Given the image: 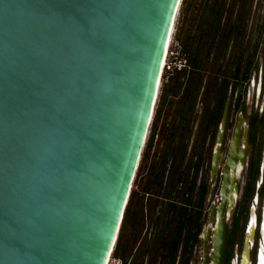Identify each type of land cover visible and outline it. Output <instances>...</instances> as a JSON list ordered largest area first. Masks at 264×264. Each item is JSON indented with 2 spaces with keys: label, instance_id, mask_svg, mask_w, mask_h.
<instances>
[{
  "label": "water",
  "instance_id": "obj_1",
  "mask_svg": "<svg viewBox=\"0 0 264 264\" xmlns=\"http://www.w3.org/2000/svg\"><path fill=\"white\" fill-rule=\"evenodd\" d=\"M180 2L0 0V264H106ZM228 105L229 98L210 180L221 164ZM239 128L240 119L200 264H222L236 164L245 159ZM250 219L239 264H249L252 211Z\"/></svg>",
  "mask_w": 264,
  "mask_h": 264
},
{
  "label": "trees",
  "instance_id": "obj_2",
  "mask_svg": "<svg viewBox=\"0 0 264 264\" xmlns=\"http://www.w3.org/2000/svg\"><path fill=\"white\" fill-rule=\"evenodd\" d=\"M256 4L257 0L181 1L174 40L186 65L165 73L159 88L114 244L113 256L123 264H176L178 257H183L180 264H189L200 247L211 185L208 158L229 87L231 110L234 94L257 68L262 34L260 25L253 30L250 22ZM241 99L240 93L237 100ZM224 256L226 264L230 252Z\"/></svg>",
  "mask_w": 264,
  "mask_h": 264
},
{
  "label": "flooded vegetation",
  "instance_id": "obj_3",
  "mask_svg": "<svg viewBox=\"0 0 264 264\" xmlns=\"http://www.w3.org/2000/svg\"><path fill=\"white\" fill-rule=\"evenodd\" d=\"M264 9V8H263ZM262 20H264V10L262 11ZM262 28V43L256 54L257 68L253 71L249 79L242 86L241 92L234 94L232 100L231 110L226 116L225 128L223 132V140L220 149L222 156L221 164L218 168L217 174L212 180L209 179L211 185L208 192L207 203L208 208L204 214L206 226H203L199 235L201 245V235L204 229L209 226L208 213L213 205L216 207L219 203V188L221 183V171L223 164L228 156V150L232 139L234 137L237 122L240 119L239 128V149L243 147V140L246 139L245 159L242 165L237 162L235 170L236 190L232 192V200L230 208L226 212V241L223 253L222 264H225V252H230V256L226 260V264H239L240 254L243 246V237L245 231L251 221L250 213H253L254 220V237L249 248V264H264V24L260 25ZM260 55V56H259ZM229 87V104L230 91ZM240 93L242 99L237 100ZM251 93V94H250ZM250 97V98H249ZM226 98V100H227ZM240 104H239V103ZM238 103V104H237ZM256 118V123L253 125V118ZM231 135V136H230ZM230 137L227 150L224 145ZM215 146V145H214ZM214 149V147H213ZM213 152V150H212ZM212 152L209 159V170ZM226 152V153H225ZM225 153V154H224ZM208 170V172H209ZM209 177V175H208ZM220 179L217 190L215 189V180ZM211 192V196L210 193ZM210 196V201L208 198ZM216 199V202H214ZM236 223V231L231 232ZM233 235L237 236L238 242L231 243L230 249H227V242L229 238L233 239ZM199 248V247H198ZM197 248V249H198ZM196 249V250H197ZM196 253V251L194 252ZM201 256V250H200ZM199 256V264H200ZM183 257L177 258L176 264L182 263ZM192 263V260L189 264ZM209 263V262H208Z\"/></svg>",
  "mask_w": 264,
  "mask_h": 264
},
{
  "label": "rangeland",
  "instance_id": "obj_4",
  "mask_svg": "<svg viewBox=\"0 0 264 264\" xmlns=\"http://www.w3.org/2000/svg\"><path fill=\"white\" fill-rule=\"evenodd\" d=\"M180 1H182V0H180ZM180 4H181V2H180ZM264 8V0H257V4H256V6H254L253 7V12H252V16H251V20H250V22H251V25L253 26V30L255 29V30H257L258 28L257 27H259V25H261L262 23L264 24V20H262V11L264 10L263 9ZM179 9H180V6H179V8H177V11H176V15H175V18H174V23H173V29H172V34L170 35V40H169V43H170V46H171V48L173 49L174 48V45H175V40H174V38H175V34H176V30H177V28L179 27V24H178V21H179ZM251 26V27H252ZM254 26H255V28H254ZM260 28V27H259ZM261 30H262V28H260V32H259V34L261 33ZM257 34V31H254L253 32V35H254V37H255V35ZM168 43V44H169ZM260 56V55H259ZM164 75H165V72L163 71L162 72V74L160 75V79H159V83H158V92H157V97H156V101H155V105H156V103H157V98H158V94H159V88H160V86H161V84H162V82H163V77H164ZM251 94V93H250ZM250 98V97H249ZM155 105H154V109H153V115H154V112H155ZM153 115H152V119H153ZM151 122H152V120H151ZM151 122H150V125H151ZM149 131H150V126H149V129H148V133H147V135H146V140H145V143H146V141H147V138H148V135H149ZM231 136V135H230ZM229 140H230V137L228 138V140H227V143L224 145V147L223 148H225V150H227V146H228V143H229ZM145 143H144V147H145ZM144 147H143V149H144ZM214 147V146H213ZM142 152H143V150H142ZM226 153V152H225ZM224 153V154H225ZM141 156H142V154H141ZM141 158V157H140ZM139 163H140V160H139ZM216 182H214L215 183V189L217 190V188H218V186H219V182H220V179L218 178L217 180H215ZM214 202H216V199H214ZM209 206L207 205V208H208ZM207 225V223H204V225L203 226H206ZM235 233V232H234ZM238 237L237 236H235V235H233V239L231 240V238H229V243L231 244V243H237L238 242V239H237ZM232 245V244H231ZM231 247V246H230ZM227 249H229V247L227 248ZM200 250H201V245H200V247L196 250V253H194V255H193V257H192V263L191 264H199V256H200ZM109 257V256H108Z\"/></svg>",
  "mask_w": 264,
  "mask_h": 264
},
{
  "label": "built area",
  "instance_id": "obj_5",
  "mask_svg": "<svg viewBox=\"0 0 264 264\" xmlns=\"http://www.w3.org/2000/svg\"><path fill=\"white\" fill-rule=\"evenodd\" d=\"M185 65H186V61L182 58H179L176 46L174 45V48L172 49L171 46L169 45L165 56L162 72L164 71L165 73L167 72L169 73L172 72L173 70H180L184 68ZM107 261L108 262L106 264H123V262L120 259L115 258L113 256V250L111 251Z\"/></svg>",
  "mask_w": 264,
  "mask_h": 264
},
{
  "label": "bare ground",
  "instance_id": "obj_6",
  "mask_svg": "<svg viewBox=\"0 0 264 264\" xmlns=\"http://www.w3.org/2000/svg\"><path fill=\"white\" fill-rule=\"evenodd\" d=\"M176 15V14H175ZM174 18H175V16H174ZM173 23H174V19H173V21H172V25H171V27H170V32H169V35H168V38H167V41H166V45H165V51H164V57H163V60H162V63H161V67H160V75L162 74V68H163V65H164V61H165V56H166V53H167V49H168V47H169V45H170V43H169V40H170V35L172 34V29H173ZM169 43V44H168ZM159 79H160V76H159V78H158V83H159ZM158 83H157V89H158ZM155 105V104H154ZM153 109H154V107H153ZM152 115H153V111H152ZM109 258V257H108ZM108 260V259H107ZM108 262V261H107ZM106 262V263H107Z\"/></svg>",
  "mask_w": 264,
  "mask_h": 264
}]
</instances>
